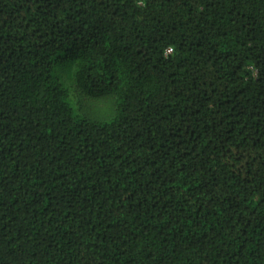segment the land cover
Wrapping results in <instances>:
<instances>
[{
	"label": "trees",
	"instance_id": "1",
	"mask_svg": "<svg viewBox=\"0 0 264 264\" xmlns=\"http://www.w3.org/2000/svg\"><path fill=\"white\" fill-rule=\"evenodd\" d=\"M0 264H264V0H0Z\"/></svg>",
	"mask_w": 264,
	"mask_h": 264
},
{
	"label": "rangeland",
	"instance_id": "2",
	"mask_svg": "<svg viewBox=\"0 0 264 264\" xmlns=\"http://www.w3.org/2000/svg\"><path fill=\"white\" fill-rule=\"evenodd\" d=\"M62 56V53L59 54ZM76 67L74 63L66 60H58L52 73L58 79L66 94V100L74 113L87 116L95 120H107L114 112V97L103 96H78L73 88Z\"/></svg>",
	"mask_w": 264,
	"mask_h": 264
}]
</instances>
